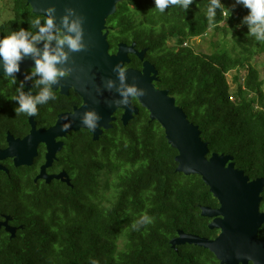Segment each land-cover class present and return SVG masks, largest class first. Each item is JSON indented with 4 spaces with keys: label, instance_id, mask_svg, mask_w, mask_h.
<instances>
[{
    "label": "trees",
    "instance_id": "1",
    "mask_svg": "<svg viewBox=\"0 0 264 264\" xmlns=\"http://www.w3.org/2000/svg\"><path fill=\"white\" fill-rule=\"evenodd\" d=\"M209 3L193 0L187 10L170 6L160 12L154 0H120L106 18L110 49L115 52L118 42L144 49L143 60L157 70L155 85L168 89L198 125L207 156L230 154L250 179L264 177V88L253 61L264 52V41L247 33L241 20L248 9L233 7L235 0L223 2L210 25ZM12 11L0 23V36L21 27L34 31L32 20L43 17L27 0H12ZM207 33L208 50L195 51L188 44ZM143 60L129 53L124 67L140 69ZM246 66L244 79L233 75L236 89L231 90L227 73ZM34 80H28L33 94L39 90ZM21 82L0 75V141L6 132L26 134L30 116L37 126L48 127L58 112L79 101L50 100L34 115L16 112L13 97ZM132 102L138 112L124 124L118 108L97 139L88 128L64 138L49 169L66 171L69 182L35 179L43 146L31 165L8 160V171L0 170V221L9 216L16 231L11 236L0 227V264H219L207 247L172 245L178 230L215 237L219 229L209 227L211 217L201 208L219 202L199 174L176 170L178 151L164 128L137 98ZM261 195L264 208V188ZM145 215L151 222L138 224ZM258 235L264 238V224Z\"/></svg>",
    "mask_w": 264,
    "mask_h": 264
},
{
    "label": "water",
    "instance_id": "2",
    "mask_svg": "<svg viewBox=\"0 0 264 264\" xmlns=\"http://www.w3.org/2000/svg\"><path fill=\"white\" fill-rule=\"evenodd\" d=\"M120 0H27L33 12L42 14L43 8L49 3L56 5L57 20L66 5L77 8L85 16L84 37L89 42L87 50L72 53L69 60L70 74L62 77L61 91L66 92L69 86L82 96L83 103L73 111L58 115L56 122L47 128H37L33 116L29 117L30 130L22 138H15L8 133L7 147L0 149V159L10 157L15 166L31 165L37 155V146L43 142L46 147L45 161L41 165L35 179L42 178L50 182L59 178L69 182L66 171L47 173L46 169L56 158V153L62 148L63 141L56 140L57 136H64L69 131L86 128L81 124L80 115L85 109H95L101 119L98 126L89 129L93 138L97 139L103 129L111 126L114 112L123 110L121 120L125 124L138 112V107L132 102L130 106L111 104L118 96L115 90L103 89L102 79L112 77L113 65L122 66L129 61V53L136 54L143 60L145 50H137L135 44L121 42L117 51L110 53L106 39L105 20L114 12ZM42 47V44L39 45ZM33 59L24 57L20 62V71L15 76L25 84V92L29 91V83L23 80L25 70L33 67ZM129 83H135L145 89L143 96L136 97L138 102L148 109L151 119H156L164 128L168 142L177 149L175 156L176 170L185 174H199L209 186L212 194L219 202L218 207L202 206L201 214L211 217L210 228H218L219 232L213 238L178 230L177 235L171 239L172 245L192 243L207 247L219 259V264H264V238L259 237L258 230L264 224V208H261L264 188V177L250 179L244 171L235 166L233 156L225 153L209 152L208 144L201 138V131L197 124L187 118L183 108L176 104L175 97L170 95L168 89L155 85L157 70L153 63L143 60L142 67H125ZM0 75H3L0 71ZM97 86L101 88L97 92ZM54 88L57 85H53ZM75 112L72 124L62 129L64 117ZM0 170L8 168L0 164ZM9 216L0 221L14 236L16 227L8 224Z\"/></svg>",
    "mask_w": 264,
    "mask_h": 264
},
{
    "label": "clouds",
    "instance_id": "3",
    "mask_svg": "<svg viewBox=\"0 0 264 264\" xmlns=\"http://www.w3.org/2000/svg\"><path fill=\"white\" fill-rule=\"evenodd\" d=\"M193 0H154V6L160 12H164L170 6H179L185 10L189 8ZM237 4L248 9L242 17L241 23L247 25L248 34L257 41H264V0H235ZM224 6L222 0H210L207 17L210 25L214 23L216 10ZM230 11V10H229ZM43 17L37 16L32 20L34 31L23 27L0 36V71L6 78L10 77L16 82L15 74L19 72L20 62L26 56L33 59V67L30 73H25L23 80H34V85L39 88L35 94L23 90L24 83L18 89L13 99L17 102L16 112L34 115L38 105L47 104L55 100L56 95L53 85H59L62 77L70 74L69 60L72 53L82 52L88 49L89 42L84 37L85 16L77 8L66 5L57 20L56 5L49 3L43 8ZM42 44V47L39 45ZM115 79L106 77L102 79L103 89L118 93L111 104L130 106L131 100L145 94V89L135 83H129L126 76V68L120 63L113 65ZM101 88L97 86V92ZM75 112L64 117L62 129H67L72 124ZM101 119V115L95 109H85L80 115L81 124L88 129H95ZM151 218L142 216L139 223H149ZM137 225H134L136 227ZM92 264H96L93 260Z\"/></svg>",
    "mask_w": 264,
    "mask_h": 264
},
{
    "label": "flooded vegetation",
    "instance_id": "4",
    "mask_svg": "<svg viewBox=\"0 0 264 264\" xmlns=\"http://www.w3.org/2000/svg\"><path fill=\"white\" fill-rule=\"evenodd\" d=\"M107 27V25H106V20H105V28L103 29V32H106V39H107V42H108V50H109V52L110 53H115V52H113V51H111V49H110V43H109V41H108V29L106 28ZM119 43H121V42H118V44ZM117 44V45H118ZM118 47V46H117ZM29 69H32V68H29ZM26 70H28V69H26ZM26 70H25V73H26ZM28 82V81H27ZM29 83V82H28ZM13 88H15V87H13ZM30 89H31V87H30V83H29V91H30ZM23 90L25 91V86H24V88H23ZM39 90H37L36 92H38ZM53 91L55 92V95H56V99L55 100H51L50 102H57V101H63V99L64 100H69V99H74L75 97H78L79 98V101L78 102H75V103H73L72 105H71V107H67L66 109H64V110H62V111H60V112H58L57 114H56V118H55V121L52 123V124H50L49 126H51V125H53L55 122H56V120H57V118H58V115L60 114V113H63V112H70V111H73L74 110V108L75 107H79L82 103H83V98H82V96L74 89V87L73 86H69L68 88H67V91L66 92H63V91H61V84L59 83V85L56 87V88H54L53 87ZM31 92H33V91H31ZM36 122V121H35ZM48 126V127H49ZM36 127L37 128H44V127H39V126H37V124H36ZM47 128V127H46ZM29 132V131H28ZM27 132V133H28ZM71 131H69L66 135H64V136H57L56 137V140H61V141H63V145H64V142H65V140H64V138L70 133ZM8 133L9 132H6V134H5V136H4V138H2L3 139V141H0V149H3V148H5V147H7V145H8V141H7V135H8ZM26 133V134H27ZM11 134V133H10ZM26 134H24V135H22V136H14L13 135V137H15V138H22V137H24ZM1 139V140H2ZM63 145H62V147H63ZM41 146H43L44 147V151H43V158H44V160H43V162L42 163H40V165H39V170H40V167H41V165L44 163V161H45V152H46V147H45V144L43 143V142H40L39 144H38V146H37V155L39 154V147H41ZM62 149V148H61ZM60 149V150H61ZM59 150V151H60ZM58 151V152H59ZM58 152L56 153V158L53 160V162H52V164L50 165V167H48L47 169H46V171H47V173H58V172H60V171H62V170H58V171H52L51 169H49V168H51V166L53 165V163L57 160V156H58ZM36 155V156H37ZM35 156V157H36ZM35 157H34V159H35ZM8 160H11V162L12 163H14V161H13V159L12 158H10V157H6V158H4V159H0V164H2V165H4V166H6L7 167V164H8ZM33 162H34V160H33Z\"/></svg>",
    "mask_w": 264,
    "mask_h": 264
},
{
    "label": "rangeland",
    "instance_id": "5",
    "mask_svg": "<svg viewBox=\"0 0 264 264\" xmlns=\"http://www.w3.org/2000/svg\"><path fill=\"white\" fill-rule=\"evenodd\" d=\"M223 2L228 0H222ZM13 16L12 11V0H0V23L10 19ZM210 34L207 33L202 36L194 37L188 41V44L192 46L195 51H206L208 50V42H209ZM256 61L255 66L258 69L259 79L262 80L263 88H264V52L255 56L254 60ZM253 63V62H252ZM248 72V67L246 68H238L237 70H231L227 73L228 80L230 82L231 90L235 91L236 83L233 80V75L239 74L242 79L245 78Z\"/></svg>",
    "mask_w": 264,
    "mask_h": 264
}]
</instances>
